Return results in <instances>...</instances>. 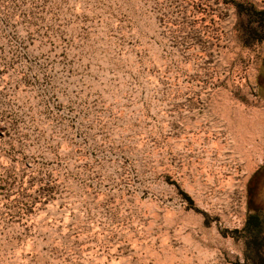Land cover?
I'll use <instances>...</instances> for the list:
<instances>
[{"label":"rangeland","instance_id":"374dc122","mask_svg":"<svg viewBox=\"0 0 264 264\" xmlns=\"http://www.w3.org/2000/svg\"><path fill=\"white\" fill-rule=\"evenodd\" d=\"M0 264H264V0H0Z\"/></svg>","mask_w":264,"mask_h":264}]
</instances>
